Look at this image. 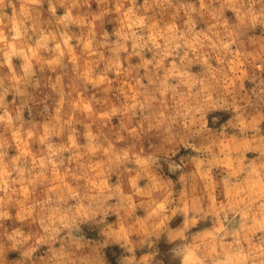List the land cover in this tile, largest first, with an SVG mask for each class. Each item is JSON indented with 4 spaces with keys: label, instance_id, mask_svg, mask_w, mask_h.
Segmentation results:
<instances>
[{
    "label": "rangeland",
    "instance_id": "obj_1",
    "mask_svg": "<svg viewBox=\"0 0 264 264\" xmlns=\"http://www.w3.org/2000/svg\"><path fill=\"white\" fill-rule=\"evenodd\" d=\"M135 3L140 28L126 27L128 0H0V264L29 256V264H52L57 253L76 264H153L152 247L125 246L120 217L135 206L143 228V197H163L169 186L183 192L186 182L208 193L194 205L203 212L191 228L206 264H264L256 251L264 248V58L252 59L259 46L245 44L250 62L232 44L235 59L224 68L215 57L196 63L189 46L215 25L211 0ZM224 16L237 22L231 9ZM206 85L235 105L203 104ZM197 103L189 131L177 110ZM193 173L210 184H191ZM188 215L173 211L167 230L150 239L162 249L179 242Z\"/></svg>",
    "mask_w": 264,
    "mask_h": 264
},
{
    "label": "clouds",
    "instance_id": "obj_2",
    "mask_svg": "<svg viewBox=\"0 0 264 264\" xmlns=\"http://www.w3.org/2000/svg\"><path fill=\"white\" fill-rule=\"evenodd\" d=\"M132 5L125 12L121 13L127 21L126 27L140 28L143 26V20L137 15L141 9L136 7L135 0H128ZM168 4L170 0H153V4L158 3ZM148 0H145V8L149 7ZM119 8H123V3H118ZM208 11L212 13V20L215 21V25L208 28L206 32H201L196 35L195 44L196 48H191L193 51L194 60L196 63H202L207 66V60L205 58H218L222 63L221 68H224L228 59H235V53L232 51L230 45L236 44L241 49V57L246 61L248 60V53L243 51L245 44L251 43L258 45V50L252 55V59L264 58V35L256 36L254 30L257 26L264 27V0H211V3L206 5ZM233 10L237 15V22L230 24L227 18L224 16V12L227 10ZM193 11H197L193 9ZM188 29L186 35H192L191 30L195 28V22L189 19ZM227 40V43L224 41ZM179 47V45H177ZM185 58L187 59V52H185ZM220 79H224L226 73L216 70ZM2 83V81H0ZM227 83V80H225ZM199 94V93H198ZM202 103L205 105H226L231 100L232 106L235 105V99L227 92L215 90V98L207 91V85L205 86L203 96L201 97ZM3 96H0V107H4ZM200 111V104L187 108L186 110H177L179 117L183 120L176 119L172 113L169 114L167 119H176L177 124L183 122L184 127L190 131V125L188 121L197 115ZM255 130V126H253ZM179 131V130H178ZM188 132H184V136H187ZM154 160L155 158H149ZM123 176V171L121 172ZM131 175V173H129ZM253 179H256L253 177ZM189 181L193 185H199L201 181L205 184H210V178L199 176L198 173H193L189 177ZM217 186L221 187L222 184L218 181ZM257 186L260 191L264 193V165L260 166V176L257 180ZM184 191H177L173 193L171 186L167 189L165 195L160 197L153 193H148L143 197V206L149 213L144 219V227L138 226V218L132 207H129L120 217L119 224L124 226V232L122 239H125V246L129 249L143 247L147 244L153 248L154 259L153 264H206L209 257L204 252V245L198 242H194L192 239V227H197L199 224V217L203 209L199 211L194 209V205L204 201L208 195L203 188L200 191H189L187 182L183 185ZM135 194V193H134ZM185 207L188 210V222L189 230L179 242H173L170 240L164 241L163 249L158 240L153 241L150 238L157 235L158 231H166L168 220L172 218L173 211L183 212ZM155 213V215H152ZM163 220L164 227L157 229L155 225ZM196 220V225L192 224V221ZM264 231V227L258 229ZM112 231H119V225L112 229ZM134 233L139 234L143 239L138 244H133L126 238L132 236ZM178 249L182 250L181 252ZM3 250V246L0 245V251ZM257 253L264 256V248H257ZM189 257H192L189 261ZM78 259V258H77ZM31 257H27L25 264H29ZM52 264H76V260L69 253L55 254L52 259Z\"/></svg>",
    "mask_w": 264,
    "mask_h": 264
}]
</instances>
